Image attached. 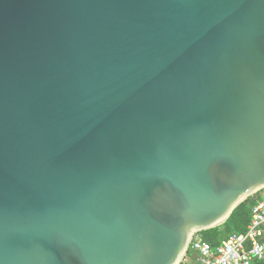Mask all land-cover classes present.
<instances>
[{"label":"water","instance_id":"95a60500","mask_svg":"<svg viewBox=\"0 0 264 264\" xmlns=\"http://www.w3.org/2000/svg\"><path fill=\"white\" fill-rule=\"evenodd\" d=\"M264 187V0H0V264H179Z\"/></svg>","mask_w":264,"mask_h":264},{"label":"built area","instance_id":"2783aa9c","mask_svg":"<svg viewBox=\"0 0 264 264\" xmlns=\"http://www.w3.org/2000/svg\"><path fill=\"white\" fill-rule=\"evenodd\" d=\"M260 192L262 198L253 206L245 232L232 234L217 245L204 240L200 231L193 235L189 249L196 257V264H253L264 261V187ZM179 264H186V258Z\"/></svg>","mask_w":264,"mask_h":264},{"label":"trees","instance_id":"16d2710c","mask_svg":"<svg viewBox=\"0 0 264 264\" xmlns=\"http://www.w3.org/2000/svg\"><path fill=\"white\" fill-rule=\"evenodd\" d=\"M261 198L260 191L249 196L233 210L226 222L219 226L202 230L199 234L204 240L217 245L232 234L245 232L251 220L252 208ZM189 255H191V249H189ZM253 264H264V261H257Z\"/></svg>","mask_w":264,"mask_h":264},{"label":"rangeland","instance_id":"374dc122","mask_svg":"<svg viewBox=\"0 0 264 264\" xmlns=\"http://www.w3.org/2000/svg\"><path fill=\"white\" fill-rule=\"evenodd\" d=\"M186 258V264H196V257L195 255H189V250L187 255H185ZM185 261V260H184Z\"/></svg>","mask_w":264,"mask_h":264}]
</instances>
